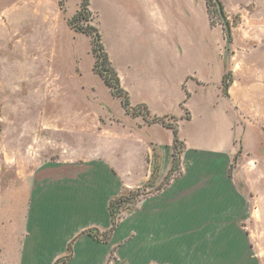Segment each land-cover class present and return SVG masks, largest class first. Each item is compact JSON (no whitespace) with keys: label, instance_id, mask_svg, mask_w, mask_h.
Segmentation results:
<instances>
[{"label":"rangeland","instance_id":"374dc122","mask_svg":"<svg viewBox=\"0 0 264 264\" xmlns=\"http://www.w3.org/2000/svg\"><path fill=\"white\" fill-rule=\"evenodd\" d=\"M262 2L256 0L253 8L264 7ZM195 3L197 28L185 22L175 24L178 5L174 0L162 3L167 10L164 25L148 21L139 0H90L92 21L80 20L77 25L98 28L132 108L144 105L150 118L177 125L178 139L186 145L231 138L247 166L251 159L264 156V80L252 78L244 69L236 74L240 115L221 86L230 52L219 28H214L221 25L226 34L219 7L208 0L211 27L205 1ZM80 6L81 0H0V250L5 242H15L12 235L4 234V228L26 202L32 172L64 152V140L74 142L71 134H63L66 123H84L88 131L99 116L130 121L122 100L94 70L92 38L71 26ZM222 8L231 29L241 22L239 14L228 20L223 4ZM250 33L260 52L259 35L264 33ZM259 55L256 52L252 63L262 75L264 56ZM232 79L229 74L228 80ZM250 82L253 85L248 89ZM204 104L210 105L209 116L203 113ZM228 110L235 121L231 130L223 123ZM190 113L192 121L187 120ZM147 132L165 143L175 136L160 126ZM87 134L88 141L95 140L94 131ZM87 147L94 149L89 143ZM138 192L136 200L120 209V219L148 190ZM261 196V221L251 229L255 255L247 264H264V191Z\"/></svg>","mask_w":264,"mask_h":264},{"label":"crops","instance_id":"0c3cea01","mask_svg":"<svg viewBox=\"0 0 264 264\" xmlns=\"http://www.w3.org/2000/svg\"><path fill=\"white\" fill-rule=\"evenodd\" d=\"M139 1L148 21L165 24L167 10L162 3L166 0ZM195 1L174 0L176 25L185 22L197 28ZM204 1L212 27L208 0ZM221 1L228 20L241 17L232 26L230 44L222 26L214 27L230 52L221 86L225 74H230L233 79L224 90L225 97L241 115L236 74L244 69L252 78L264 80V73L258 75L257 64L252 63L256 52L264 56V34L259 35L258 47H263L259 52L250 33H264V7L253 8L256 0ZM250 85L253 82L248 89ZM203 106L209 116L210 105ZM230 111L223 123L231 130L235 121ZM127 115L129 122L99 116L88 130L95 132V140L89 141L84 123H66L63 134L75 140H64V152L32 172L28 198L4 228L15 242H5L0 264H55L74 240L72 258L65 264L252 263L256 244L251 229L261 221L264 156L242 164V153L225 136L215 137L208 145L184 143L180 174L160 189L173 167L174 138L168 143L152 139L147 132L152 127L168 128L141 115ZM188 117L193 120L191 113ZM87 143L94 149H88ZM142 188L148 195L120 219L109 241L82 234L93 228L109 231L110 203Z\"/></svg>","mask_w":264,"mask_h":264},{"label":"trees","instance_id":"16d2710c","mask_svg":"<svg viewBox=\"0 0 264 264\" xmlns=\"http://www.w3.org/2000/svg\"><path fill=\"white\" fill-rule=\"evenodd\" d=\"M89 6H90V0H81L80 11H78L76 15H74V17L72 18L71 26L75 31L77 32L80 31L81 33H84L92 38L94 45V53L96 56V62L94 66L95 72H97L103 78L106 85L112 90L113 94L122 100V104L128 114H131L133 116L141 115L149 123H157V122L161 123L164 127L171 129L175 135L174 145H173L174 146L173 167L171 172L167 176L166 180L164 181L163 185L160 187V189H162L163 187L167 186L170 183L172 177L175 176L177 172L180 174L181 171V160H182L181 156L184 149V143H182L178 139L177 125L170 124L166 122V120L163 118H153V119L150 118V111L144 105H139L137 108L131 107L129 94L123 89L118 72L111 64L110 57L106 52L104 45L102 44V40L98 28L94 25H88L86 28L78 27L79 25H77V22H79L80 20H85L87 22L92 21L93 19L92 13L89 9ZM225 25L226 23H224V26ZM228 75L229 74H225L223 79V86L225 91L228 89L230 84V80H228ZM142 110H145V112ZM136 192L130 193L131 196L133 197H130V195L121 196L110 203L112 226L109 231L101 232L100 230L93 228L84 231L82 234H89L99 241H103V242L109 241L120 221V216H119L120 209L123 208L126 204H129L132 201L136 200L140 196L139 192L137 194ZM147 194H145V196H143L142 198L146 197ZM74 241L70 243L67 254L64 257L58 259L55 264H65L68 260L72 258V252H73L72 247Z\"/></svg>","mask_w":264,"mask_h":264},{"label":"water","instance_id":"95a60500","mask_svg":"<svg viewBox=\"0 0 264 264\" xmlns=\"http://www.w3.org/2000/svg\"><path fill=\"white\" fill-rule=\"evenodd\" d=\"M214 1L217 3V5H218V7H219V12H220V14H221V16H222V18H223L224 23H226V25H225V29H226V38H227V43L230 44V43H231V40H232L231 27H230V25L227 23V19H226L225 16H224L223 8H222V4L220 3L219 0H214Z\"/></svg>","mask_w":264,"mask_h":264}]
</instances>
